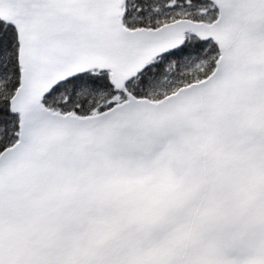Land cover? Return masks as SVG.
<instances>
[{
	"label": "snow or ice",
	"instance_id": "6c2138e0",
	"mask_svg": "<svg viewBox=\"0 0 264 264\" xmlns=\"http://www.w3.org/2000/svg\"><path fill=\"white\" fill-rule=\"evenodd\" d=\"M0 264H264V0H0Z\"/></svg>",
	"mask_w": 264,
	"mask_h": 264
}]
</instances>
